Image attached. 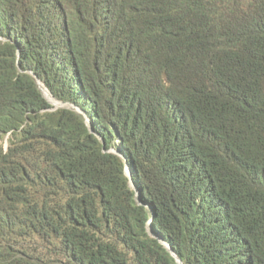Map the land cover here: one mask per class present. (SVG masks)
Returning a JSON list of instances; mask_svg holds the SVG:
<instances>
[{
  "label": "trees",
  "instance_id": "obj_1",
  "mask_svg": "<svg viewBox=\"0 0 264 264\" xmlns=\"http://www.w3.org/2000/svg\"><path fill=\"white\" fill-rule=\"evenodd\" d=\"M0 264H264V0H0Z\"/></svg>",
  "mask_w": 264,
  "mask_h": 264
},
{
  "label": "rangeland",
  "instance_id": "obj_2",
  "mask_svg": "<svg viewBox=\"0 0 264 264\" xmlns=\"http://www.w3.org/2000/svg\"><path fill=\"white\" fill-rule=\"evenodd\" d=\"M44 94H45V96H47L48 97V100L51 102V104L55 107V108H57V107H62V106H65V107H71V105H69V104H65V103H62V102H60V101H57V100H54V99H52L45 91H44ZM59 104V105H58ZM4 145H6L5 143H4Z\"/></svg>",
  "mask_w": 264,
  "mask_h": 264
},
{
  "label": "bare ground",
  "instance_id": "obj_3",
  "mask_svg": "<svg viewBox=\"0 0 264 264\" xmlns=\"http://www.w3.org/2000/svg\"><path fill=\"white\" fill-rule=\"evenodd\" d=\"M43 89H44V87H43ZM45 91V90H44ZM47 94H48V92L47 91H45ZM52 97V96H51ZM59 105V104H58Z\"/></svg>",
  "mask_w": 264,
  "mask_h": 264
},
{
  "label": "water",
  "instance_id": "obj_4",
  "mask_svg": "<svg viewBox=\"0 0 264 264\" xmlns=\"http://www.w3.org/2000/svg\"><path fill=\"white\" fill-rule=\"evenodd\" d=\"M177 261H179V259L177 258Z\"/></svg>",
  "mask_w": 264,
  "mask_h": 264
}]
</instances>
